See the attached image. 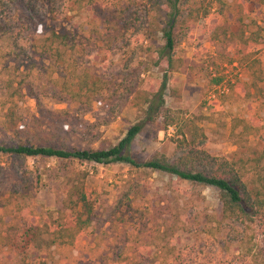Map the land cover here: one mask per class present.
Instances as JSON below:
<instances>
[{"label": "rangeland", "instance_id": "1", "mask_svg": "<svg viewBox=\"0 0 264 264\" xmlns=\"http://www.w3.org/2000/svg\"><path fill=\"white\" fill-rule=\"evenodd\" d=\"M23 1L7 23L22 50L0 42V145L109 149L142 121L133 105L139 103L136 94L154 90L167 73L165 108L203 119L198 126L210 157L231 159L240 145L264 146L263 46L254 50L261 80L251 78L242 59L252 51V34L264 35L258 0H223L222 11L210 0H179L173 71L151 67L163 44L156 0H59L64 16L57 27L74 46L61 67L33 48L48 36L50 23L30 10L29 4L39 2ZM80 74L97 81L93 100L60 103L54 95L62 81L76 85ZM243 126L251 136L240 140L235 135ZM176 139L175 129H164L158 120L143 127L131 151L138 161L154 154L171 158ZM73 183L91 192L95 218L74 246L33 254L47 264H248L239 246L215 227L220 205L212 187L126 164L2 154L0 264H19L24 233L32 223L56 217L64 189ZM258 234L264 244V225Z\"/></svg>", "mask_w": 264, "mask_h": 264}, {"label": "trees", "instance_id": "2", "mask_svg": "<svg viewBox=\"0 0 264 264\" xmlns=\"http://www.w3.org/2000/svg\"><path fill=\"white\" fill-rule=\"evenodd\" d=\"M29 4L34 16H44L50 23L48 36L42 39L36 48L42 55H50L56 59L58 67L65 63L66 54L72 50L71 37L62 27H57L59 18L64 16L59 0H36ZM23 0H0V42L9 41L11 50H22L18 38L13 37L14 27L8 25L12 8ZM220 11L224 8L223 0H210ZM264 5V0H258ZM153 10L162 19L159 30L163 44L157 47L151 58V67H162L165 71H173V51L175 39L173 30L179 16V0L155 1ZM244 6L245 2L242 1ZM25 6V5H24ZM264 33V30L262 31ZM259 38L262 41L259 42ZM251 45L242 59L251 78L260 79L259 60L254 53L257 46L264 48V35L252 34ZM247 44V43H246ZM252 52V53H251ZM257 52V50H256ZM167 73L163 74L158 86L152 91L137 93L139 103H133L142 113V121L129 128L125 137L117 145L109 149L65 150L52 147L17 144L0 145V154L18 159L45 158L59 162L92 163L96 165L126 164L131 169L159 172L175 177L181 182L192 185L208 186L216 189L220 209L214 223L218 232L234 245H238L242 256L248 264H264V244L259 238L258 227L264 225V146L240 145L239 151L231 159L210 157L203 146L206 137L198 123L201 117L186 116L184 112L167 109L164 106L163 94L167 87ZM78 83L62 81L58 97L60 103L85 98L92 101L96 95L97 81L85 74L77 75ZM252 88L255 85L251 84ZM249 93L247 92V95ZM36 104L38 98L34 97ZM37 104V105H38ZM161 121L164 129L174 128L176 131V150L171 158L154 154L146 161H138L132 154L133 141L148 124ZM237 126L231 128V133ZM248 127L243 126L238 139L251 136ZM239 145L236 142V145ZM191 148L189 149L188 147ZM65 198L56 210V217L47 221L32 223L18 245L19 264H47L45 259L34 257L36 252L54 246H74L76 241L86 232L95 218V202L91 192L86 191L83 183H73L65 187Z\"/></svg>", "mask_w": 264, "mask_h": 264}]
</instances>
